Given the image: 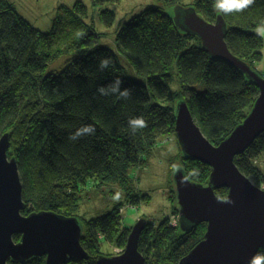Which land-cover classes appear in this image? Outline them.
Returning a JSON list of instances; mask_svg holds the SVG:
<instances>
[{
    "label": "trees",
    "instance_id": "1",
    "mask_svg": "<svg viewBox=\"0 0 264 264\" xmlns=\"http://www.w3.org/2000/svg\"><path fill=\"white\" fill-rule=\"evenodd\" d=\"M92 1L103 5L119 0ZM182 1L165 0L176 8ZM213 3L196 0L192 8L211 23L219 16L224 19L229 50L254 71L263 58V39L254 29L264 19V0H255L243 12L231 14L216 12ZM64 12L72 17L58 16L52 30L43 32L9 0H0V137L12 133L8 154L19 165L25 216L49 211L70 217L82 188L93 179L122 185L133 206L148 200L147 195H133L134 190L128 188L130 171L144 165L158 140L176 134L175 104L154 101H185L203 134L218 146L245 120L260 94L243 72L210 56L198 37L183 33L164 8H149L134 17L115 40L118 51L145 82L126 77L118 54L96 46L99 35L81 20L87 12L83 2H77L74 11ZM102 15L111 22L114 12L104 10ZM68 37L71 39L66 42ZM71 53L59 73L47 75L56 62ZM106 57L110 65L101 70L99 62ZM175 67L181 89L173 98L170 83ZM116 78L123 81L122 89H130L129 98L99 93L100 87H107ZM199 85H204L205 91L198 92ZM140 116L147 126L133 133L128 121ZM89 124L95 127L94 134L69 139ZM180 159L178 169L191 182L209 184V166L187 160L183 153ZM261 159L264 134L235 158L238 169L259 188L264 185ZM173 184L175 187L174 178ZM173 192L175 213L179 207L175 189ZM216 195L226 199L228 190H216ZM124 204L117 203L106 215L83 224L81 244L89 259L68 264H97L102 240L114 242L121 250L126 248L130 229L122 224ZM169 221L170 217L157 227L149 223L143 231L139 251L147 264H177L203 240L207 230L206 224H201L185 232L180 226H170ZM14 239L19 241L20 237ZM113 256L117 254L109 257ZM45 261L38 258L29 264Z\"/></svg>",
    "mask_w": 264,
    "mask_h": 264
},
{
    "label": "water",
    "instance_id": "2",
    "mask_svg": "<svg viewBox=\"0 0 264 264\" xmlns=\"http://www.w3.org/2000/svg\"><path fill=\"white\" fill-rule=\"evenodd\" d=\"M183 33L200 39L210 56L243 72L260 91L249 115L220 145L214 146L197 125L188 104L179 102L175 133L185 159L212 169L209 184L191 182L182 169L174 175L180 229L189 231L201 224L207 231L177 264H249L264 250V190L257 187L235 164L264 134V77L253 71L229 50L227 25L219 16L215 23L199 16L194 8H176L173 16ZM12 133L0 137V264H29L45 258V264L82 262L89 254L82 246L84 228L77 218L55 212L23 215V185L16 159L9 158ZM227 189L226 199L216 190ZM147 221L133 227L125 250L113 257L100 256L97 264H147L139 251ZM20 237L16 241L15 237Z\"/></svg>",
    "mask_w": 264,
    "mask_h": 264
},
{
    "label": "rangeland",
    "instance_id": "3",
    "mask_svg": "<svg viewBox=\"0 0 264 264\" xmlns=\"http://www.w3.org/2000/svg\"><path fill=\"white\" fill-rule=\"evenodd\" d=\"M17 11L26 18L32 25L43 32L52 30L55 19L62 14L72 16L64 9L74 11L77 2H83L87 7L85 15L81 16V20L88 26L93 27L95 33L99 35L96 46L104 47L115 51L118 54L120 64L123 68V73L126 77L134 80L145 82V78L139 75L128 59L118 51L115 40L121 28L136 16L141 15L149 8L160 7L164 8L166 13L174 16L176 14V7L169 5L165 0H119L108 2L103 5L93 3L92 0H9ZM196 0H183L180 5L181 8L190 9L195 4ZM63 8V9H62ZM104 10H111L114 16L111 22H108L102 12ZM66 21L67 16H64ZM255 30V29H254ZM81 31L78 33L80 34ZM71 38L65 39L68 42ZM263 58L260 62L254 65V71L264 77V39H263ZM64 57L56 62L48 71L47 75L51 73H59L66 64L68 58L73 55ZM181 83L178 75V69L175 67L172 71V81L170 83V90L172 97L180 92ZM198 92L205 91L204 85L196 87ZM178 99L154 101L165 106H178ZM182 102V101H181ZM181 148L178 139L175 135H168L158 140L151 152L146 156L144 165L133 168L130 171L132 182L128 188H132L133 195L149 197L146 201H140L136 205H131L129 192L123 189L122 185L117 183L100 182L99 179H93L82 188L79 195L77 208L71 212L70 217L77 218L83 225L87 221L100 218L115 207L117 203H125L121 208L122 224L125 228H129V234L133 227L141 219H145L147 224L151 223L154 226H159L166 218L170 217L169 224L172 219L173 222L178 220V224L173 228L180 226L179 208L177 212L172 213L174 196L173 178L175 170L177 171L182 161ZM260 165L264 164V159L259 161ZM116 192L121 193L119 202L114 201L112 197ZM131 193V192H130ZM177 223V222H176ZM147 227V225H146ZM207 227V225H206ZM207 229V228H206ZM207 231V230H206ZM119 247L114 242L102 240L100 247V256L109 257L117 253ZM125 250V249H124ZM123 250V251H124Z\"/></svg>",
    "mask_w": 264,
    "mask_h": 264
},
{
    "label": "clouds",
    "instance_id": "4",
    "mask_svg": "<svg viewBox=\"0 0 264 264\" xmlns=\"http://www.w3.org/2000/svg\"><path fill=\"white\" fill-rule=\"evenodd\" d=\"M254 3L255 0H214L213 9L219 13L231 14L234 12H243ZM254 32L255 35L261 39H264V19L260 20ZM110 62V58H102L99 62L100 69L103 70L108 68ZM122 83L123 81L120 78H116L107 87H100L98 91L101 95L107 96L115 94L117 95L118 99H127L130 96V89H122ZM128 124L133 133H135L138 129L147 126V122L142 116L130 119ZM94 133L95 127L93 125H84L71 134L69 139L75 141L84 135H92ZM261 188L264 189V185H262ZM112 199L119 202L121 199V193L116 192ZM249 264H264V253L257 252L254 254L253 257H251Z\"/></svg>",
    "mask_w": 264,
    "mask_h": 264
},
{
    "label": "built area",
    "instance_id": "5",
    "mask_svg": "<svg viewBox=\"0 0 264 264\" xmlns=\"http://www.w3.org/2000/svg\"><path fill=\"white\" fill-rule=\"evenodd\" d=\"M264 190V189H263ZM177 222V223H176ZM176 222H173V219H172V221H171V223H170V226H173V227H175L177 224H178V220L176 221ZM123 252V250H121V249H119V250H117V255H119V254H121Z\"/></svg>",
    "mask_w": 264,
    "mask_h": 264
}]
</instances>
